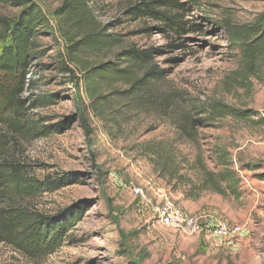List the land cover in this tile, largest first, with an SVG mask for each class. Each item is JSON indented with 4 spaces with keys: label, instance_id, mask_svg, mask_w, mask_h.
<instances>
[{
    "label": "rangeland",
    "instance_id": "rangeland-1",
    "mask_svg": "<svg viewBox=\"0 0 264 264\" xmlns=\"http://www.w3.org/2000/svg\"><path fill=\"white\" fill-rule=\"evenodd\" d=\"M31 1L49 18L61 2ZM199 1L201 11L185 18L189 32L175 34L158 30L159 24L151 19L127 17L125 11L138 0H97L92 5L104 25L120 22L112 31L122 37V44L107 58L101 54L87 58L94 65L113 60L129 47L159 49L162 54L156 63L191 99L197 103L221 100L252 111L253 117L248 121L228 118L201 127L199 143L179 147L175 160L151 155L154 143L177 138L174 128L118 100L114 94L125 90L123 85L104 88L106 104L99 100L92 104L83 84L79 101H73L75 90L60 72L61 60L68 64V58L60 56L65 54L63 43L55 32L43 38L44 56L32 69L38 82L35 94H56L60 99L38 111L52 123L73 120L63 134L34 141L17 139L12 151L20 161L42 165L36 170L39 177L59 171L75 173L79 179L41 197L36 201L39 210L53 215L81 204L86 213L54 254L32 261L0 244V264H264V77L244 78L239 54L226 33L202 17L208 12L218 24L244 28L264 12V0ZM182 2L192 8L191 0ZM19 12L0 4L2 19H14ZM200 29L204 32L199 33ZM80 110L93 130L90 140L84 136L85 127L74 122ZM208 172H225L228 181L220 186L228 188L227 194L205 191L198 198H186L205 185ZM133 188H142L144 196L133 195ZM163 199L201 218L205 232L188 236L161 224L151 207ZM222 223L240 224L242 232L234 239L220 238L213 232Z\"/></svg>",
    "mask_w": 264,
    "mask_h": 264
},
{
    "label": "trees",
    "instance_id": "trees-1",
    "mask_svg": "<svg viewBox=\"0 0 264 264\" xmlns=\"http://www.w3.org/2000/svg\"><path fill=\"white\" fill-rule=\"evenodd\" d=\"M96 1L61 0L49 18L31 0H0V4L20 9L14 19L0 18V244L28 260L45 259L57 252L86 213L81 204L53 215L39 210L36 201L41 197L76 184L79 179L75 173L59 171L39 177L36 170L42 165L20 161L12 151L17 139L34 141L63 134L70 130L73 120L68 117L52 123L38 111L56 105L60 99L56 94H35L38 82L32 69L34 62L44 56L40 43L43 38L55 32L63 43L65 54L60 56L68 58V64L61 60L60 72L75 90L73 101H79L83 84L92 104L95 100L106 104L107 99L102 96L104 88L111 90L123 85L126 89L114 94L118 100L126 102L132 111L153 115L174 128L177 138L154 143L150 146L151 155L175 160L180 155L179 147L199 143L201 127L228 118L248 121L253 117L252 111L236 109L221 100L197 103L191 99L156 63L162 54L159 49L129 47L116 53L113 60L91 64L87 55L101 54L107 58L122 44V37L112 31L120 22L104 25L92 5ZM182 1L138 0L125 15L132 21L151 19L165 33L187 34L190 23L185 18L201 11V5L199 0H191L192 8L186 7ZM202 17L226 33L228 43L239 54L244 78L264 77V12L244 28L225 22L218 24L208 12ZM77 71L82 75L77 77ZM74 118L75 123L85 127L84 136L90 140L93 130L83 110ZM163 168L168 170L169 166L164 164ZM207 174L205 185L186 198H198L205 191L227 194L228 188L220 186L228 181L225 172Z\"/></svg>",
    "mask_w": 264,
    "mask_h": 264
},
{
    "label": "built area",
    "instance_id": "built-area-1",
    "mask_svg": "<svg viewBox=\"0 0 264 264\" xmlns=\"http://www.w3.org/2000/svg\"><path fill=\"white\" fill-rule=\"evenodd\" d=\"M132 192L137 197L144 196L142 188H133ZM151 210L161 224L174 228L181 234L195 236L205 232L201 218L183 210L170 199L157 200L152 205ZM241 232L242 226L240 224L230 225L228 223H222L213 233L220 238L234 239Z\"/></svg>",
    "mask_w": 264,
    "mask_h": 264
}]
</instances>
